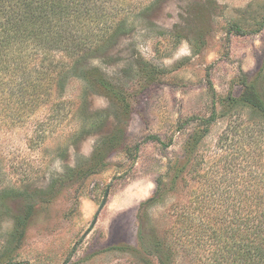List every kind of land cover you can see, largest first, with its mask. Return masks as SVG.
Instances as JSON below:
<instances>
[{
	"label": "rangeland",
	"instance_id": "1",
	"mask_svg": "<svg viewBox=\"0 0 264 264\" xmlns=\"http://www.w3.org/2000/svg\"><path fill=\"white\" fill-rule=\"evenodd\" d=\"M263 16L264 0H156L143 15L125 14L132 29L111 45L80 56L58 111L43 107L1 129L0 264H138L112 247L139 248L137 213L171 162H196L223 183L248 180L256 160L264 164V128L230 99L264 67V28L250 32ZM260 78L264 88V70ZM213 101L217 120L186 154L198 129L190 119L208 116ZM187 169L146 209L151 236L177 225V206L201 187L204 177ZM175 264L195 261L183 250Z\"/></svg>",
	"mask_w": 264,
	"mask_h": 264
},
{
	"label": "trees",
	"instance_id": "2",
	"mask_svg": "<svg viewBox=\"0 0 264 264\" xmlns=\"http://www.w3.org/2000/svg\"><path fill=\"white\" fill-rule=\"evenodd\" d=\"M133 3L139 4L138 12ZM155 3L156 0L144 5L137 0H0V130L22 124L43 107L58 111L59 94L65 83L77 75L80 56L111 45L115 37L132 29L125 14L143 15ZM263 28L264 16L250 32ZM233 29L239 34L244 32L241 26L235 25ZM263 70L264 67L260 68L255 78L244 84L238 98L230 99L252 111L262 129L264 88L259 81ZM102 85L109 89L108 83ZM217 118L213 101L208 116L190 119L198 122V129L186 140V154L195 149ZM40 123L36 125L37 133L44 136ZM187 163L171 162L166 174L157 178L154 194L141 203L136 217L139 248L112 249L131 252L138 264H175L176 256L183 250L192 255L195 264H264L262 160H256L248 180L229 183L201 173L196 162L187 169ZM185 169L193 180L204 177L201 187L191 188L189 194H197H191L187 204L177 206V225L162 238L151 236L147 210L179 185ZM3 189L7 195L19 191L15 186Z\"/></svg>",
	"mask_w": 264,
	"mask_h": 264
},
{
	"label": "water",
	"instance_id": "3",
	"mask_svg": "<svg viewBox=\"0 0 264 264\" xmlns=\"http://www.w3.org/2000/svg\"><path fill=\"white\" fill-rule=\"evenodd\" d=\"M107 195H108V193L106 194L105 198L103 199V201H102V203L100 205L99 210H101L103 208L104 204L106 203ZM95 222H96V219L92 222V226L95 224Z\"/></svg>",
	"mask_w": 264,
	"mask_h": 264
}]
</instances>
